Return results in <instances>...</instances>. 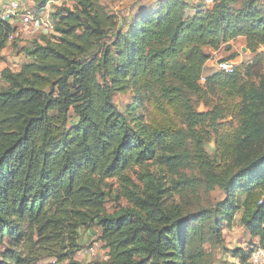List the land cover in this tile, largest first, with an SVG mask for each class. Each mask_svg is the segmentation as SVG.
<instances>
[{
	"label": "trees",
	"instance_id": "trees-1",
	"mask_svg": "<svg viewBox=\"0 0 264 264\" xmlns=\"http://www.w3.org/2000/svg\"><path fill=\"white\" fill-rule=\"evenodd\" d=\"M49 1L33 0V13ZM62 1L54 33L21 46L18 69L0 70V243L11 247L0 264H212L204 245L237 213L256 242L232 254L249 264L264 250V74L248 77L264 69V0ZM17 29L0 20V49ZM238 37L251 65L201 82L211 52ZM126 92L134 102L121 111L112 96ZM142 97L147 116L136 112ZM187 169L224 197L193 206ZM92 224L108 257L81 263L78 230Z\"/></svg>",
	"mask_w": 264,
	"mask_h": 264
},
{
	"label": "rangeland",
	"instance_id": "rangeland-1",
	"mask_svg": "<svg viewBox=\"0 0 264 264\" xmlns=\"http://www.w3.org/2000/svg\"><path fill=\"white\" fill-rule=\"evenodd\" d=\"M103 2L109 7H117L120 9L122 7L132 4V0H103ZM65 3L67 2L59 1L54 4H51L49 6V8H51V10H49L50 16L53 13L51 11H57L58 9L63 7ZM70 4L71 3H69V5ZM27 11L32 13L35 12L33 5L28 4L27 1H25L23 12L25 13ZM23 33L20 32L19 37L8 43V46L3 53L0 52V70L3 68H10L12 70L18 69L19 65L23 61L22 57L18 55L20 53L19 48L23 45H28L33 39L35 40L40 38L41 35H50L54 33V31H49L48 29H44L43 27H40L38 29H27L25 38ZM231 44L232 49L230 51H225L223 47H221L218 50L211 52V57L204 66L203 74L200 80L201 82L204 81V77H206L207 75L219 71L218 62L224 59H227L230 63L235 66L251 65L250 63L253 61L255 54L246 50V48L243 49L245 47V41L242 39H236ZM261 50L262 49H259V51ZM231 55H234V57L228 59V57H230ZM248 71V77L254 81H258L259 77L264 74V69L261 67V65L253 66L249 68ZM1 87H3V81L0 79V88ZM112 99L121 111H124L127 105L132 104L134 102L133 93L131 92L115 93L113 94ZM196 107L197 110L200 112H204L206 110V107L199 99L196 100ZM136 112L139 114L143 113L146 116L148 115V106L145 98L142 97L137 103ZM214 149L215 146L213 143H209L206 147V150L211 155L214 154ZM144 169L148 171H154L155 166L152 164H145ZM138 171L139 167H134L129 170L128 175L134 181H137L136 176ZM186 171L188 175L194 176V181H198L197 196L192 197L194 201L193 206H210L212 203H214L215 200L224 197V193L221 190H207L204 181L199 179V174L196 170L187 169ZM109 183L115 190V179L109 180ZM113 195H115V192L113 193ZM113 198V196L108 198L107 207L109 209H112L116 204V201L113 200ZM119 201L121 204H125L124 200ZM98 234L99 228L95 224L89 225L85 228H80L78 230V250L74 254V257L77 261H80L81 263H87L88 261L92 260L84 253V251L85 249L90 247L92 243H100V240L98 239ZM249 242L252 243V245H249ZM255 242L256 239H252L239 222V213H237L231 227L228 228L225 225L222 227L221 239L217 238L216 236L210 238V240L204 245V248L211 255L212 264H239L238 260L233 257L232 250L234 248L240 247L243 250L247 251L255 244ZM10 248V238L5 237L4 241L0 243V259L2 254L5 251H8V249ZM99 250H103V248L100 246ZM53 261L54 258L52 256H44L40 258L35 264H50Z\"/></svg>",
	"mask_w": 264,
	"mask_h": 264
},
{
	"label": "built area",
	"instance_id": "built-area-1",
	"mask_svg": "<svg viewBox=\"0 0 264 264\" xmlns=\"http://www.w3.org/2000/svg\"><path fill=\"white\" fill-rule=\"evenodd\" d=\"M216 0H203V3L207 6L214 4ZM48 3V2H47ZM24 2L21 0H4L0 3V20L10 23L18 22L22 28L25 29H38L43 27L52 31L53 21L49 14V11H42L39 13L23 12ZM20 31L17 29L9 35V41L18 38ZM218 69L225 72L233 71V64L229 61L218 62ZM100 246L103 250H99ZM99 250V251H98ZM84 253L92 260H105L108 257L107 250L102 246V243L94 242L90 247L85 249ZM249 264H264V250L256 248L252 252Z\"/></svg>",
	"mask_w": 264,
	"mask_h": 264
},
{
	"label": "crops",
	"instance_id": "crops-1",
	"mask_svg": "<svg viewBox=\"0 0 264 264\" xmlns=\"http://www.w3.org/2000/svg\"><path fill=\"white\" fill-rule=\"evenodd\" d=\"M2 1H4V0H0V3L2 2ZM25 1H27V3L28 4H32L33 5V0H22V2H25ZM59 1H62V0H50L47 4H46V6H45V8L43 9V10H41V12L42 11H49V10H51V8H49V6L51 5V4H54V3H56V2H59ZM140 0H132V3H134V2H139ZM189 4H191V5H196L200 0H186ZM52 12V11H51ZM13 24H15L17 27H18V30L20 31V32H24L23 33V35H24V38L26 37V33H27V29H25V28H22L21 27V25L20 24H18V22H15V23H13ZM237 39H242V40H244V38L243 37H238ZM233 42V41H232ZM231 42V43H232ZM6 48L7 47H5L4 49H0V52H4L5 50H6ZM18 55H20V57H22V60L24 59V54H23V52H20Z\"/></svg>",
	"mask_w": 264,
	"mask_h": 264
},
{
	"label": "water",
	"instance_id": "water-1",
	"mask_svg": "<svg viewBox=\"0 0 264 264\" xmlns=\"http://www.w3.org/2000/svg\"><path fill=\"white\" fill-rule=\"evenodd\" d=\"M243 49H245V47Z\"/></svg>",
	"mask_w": 264,
	"mask_h": 264
}]
</instances>
